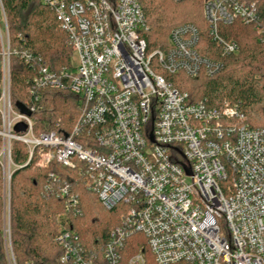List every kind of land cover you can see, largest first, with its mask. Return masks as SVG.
Wrapping results in <instances>:
<instances>
[{
  "label": "built area",
  "instance_id": "built-area-1",
  "mask_svg": "<svg viewBox=\"0 0 264 264\" xmlns=\"http://www.w3.org/2000/svg\"><path fill=\"white\" fill-rule=\"evenodd\" d=\"M39 1L54 11L77 65L55 72L23 43L12 45L0 0V136L9 167L13 141L27 146L28 160L39 149L42 165L56 160L74 168L83 162L103 207L122 204L120 222L102 250L105 264H119L126 239L136 233L147 238L154 264H264V126H250L237 104L189 103L188 94L165 76L220 72L226 57L240 49L227 29L236 21L255 25L264 41L258 3L203 0L215 45L214 54H204L200 29L192 22L171 30L167 50L149 52L139 0ZM13 57L32 72L26 81L30 101L23 103L30 114L12 100ZM43 89H67L79 97L70 133L35 132L32 113L40 108ZM21 122L27 127L17 131ZM83 131L94 147L76 140ZM59 192L67 211L77 208L68 183ZM7 225V264H17ZM56 241L61 264H99L95 249L86 247L72 227L61 224ZM129 264H150L144 246Z\"/></svg>",
  "mask_w": 264,
  "mask_h": 264
},
{
  "label": "trees",
  "instance_id": "trees-1",
  "mask_svg": "<svg viewBox=\"0 0 264 264\" xmlns=\"http://www.w3.org/2000/svg\"><path fill=\"white\" fill-rule=\"evenodd\" d=\"M114 2L115 0H111ZM145 20L141 35L146 39L148 51L167 50L171 30L182 23L192 22L201 32L199 50L214 54L208 23L204 15L203 0H139ZM256 1L259 12L264 16V0ZM5 7L12 45L29 48L55 72L72 67L73 48L67 33L59 26L54 11L39 0H2ZM183 6L186 12L181 18L174 16L173 7ZM177 7V8H178ZM201 10L203 16L189 11ZM228 34L240 45L238 53L228 55L224 68L213 76L200 75L192 78L184 73L165 74L180 91L188 94V102L206 101L209 106L221 108L226 104H237L245 115L246 122L253 127L264 126V41L259 38L253 24L236 21L228 26ZM21 35L22 37H20ZM153 59V66L157 67ZM11 96L13 102L30 101L27 79L32 72L27 64L17 57L12 58ZM40 108L32 113L35 132L55 131L60 135L71 132L79 116V97L67 89H43L40 91ZM1 127V118H0ZM83 146H95L87 131L76 137ZM0 136V149L2 147ZM39 149H35L30 160L27 146L13 141L12 161L16 168L11 174L9 225L11 244L17 264H61L63 253L56 237L59 229L56 216L62 213L63 223L72 227L84 245L95 249L99 264H105L102 250L108 241L110 231L120 222L122 204L102 212L98 195L89 187L83 162L76 167L63 166L56 160L47 165L36 166ZM55 175V178L51 176ZM68 183L71 192L79 200L76 209L67 211V199L59 187ZM3 176L0 162V264H7L4 237ZM52 189L46 190V186ZM60 221V218L58 219ZM141 246L150 264L153 255L147 238L136 233L125 242L123 258L119 264H129L130 257Z\"/></svg>",
  "mask_w": 264,
  "mask_h": 264
},
{
  "label": "rangeland",
  "instance_id": "rangeland-1",
  "mask_svg": "<svg viewBox=\"0 0 264 264\" xmlns=\"http://www.w3.org/2000/svg\"><path fill=\"white\" fill-rule=\"evenodd\" d=\"M175 6L173 7L174 11H176V13H174V16L176 18H181V16L184 15V12H186L187 10H185L184 8H182L183 6ZM191 11L192 13L196 14L197 16H203V13L201 12V10H197V9H194L193 7H191V9L189 10ZM8 18V17H7ZM77 65V55L74 54L73 52V59H72V66L75 67ZM154 68H155V65H154ZM158 71V70H156ZM0 159L2 160L3 163H6L5 164V169L2 167V176H3V207H4V227H5V224L7 225L8 222H9V210H10V184H11V175H10V178L8 177L9 175V171H11V174L13 172V170L16 168V166L10 162V167H9V160L8 159H4L3 155L1 154V149H0ZM40 166L42 164H40V158L38 156L37 160H36V166ZM101 209H102V212H107L108 210L101 206ZM60 218V221L58 220ZM65 219L66 216L63 215L62 213H59L57 216H56V223H57V227L58 229L60 228V222L62 219ZM63 224H66V223H63ZM8 226V225H7Z\"/></svg>",
  "mask_w": 264,
  "mask_h": 264
},
{
  "label": "water",
  "instance_id": "water-1",
  "mask_svg": "<svg viewBox=\"0 0 264 264\" xmlns=\"http://www.w3.org/2000/svg\"><path fill=\"white\" fill-rule=\"evenodd\" d=\"M16 105L23 111V112H26L28 114H30V111L24 106V104L20 101H17L16 102ZM26 125L24 123H18L16 126H15V129L17 131H20V130H25L26 129ZM151 139H153V136L151 135L150 136Z\"/></svg>",
  "mask_w": 264,
  "mask_h": 264
}]
</instances>
